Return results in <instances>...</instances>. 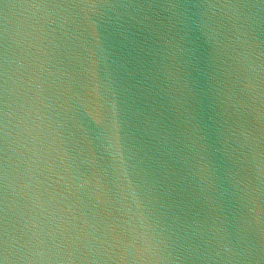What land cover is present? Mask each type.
I'll return each mask as SVG.
<instances>
[{
    "label": "water",
    "instance_id": "95a60500",
    "mask_svg": "<svg viewBox=\"0 0 264 264\" xmlns=\"http://www.w3.org/2000/svg\"><path fill=\"white\" fill-rule=\"evenodd\" d=\"M0 264H264V0H0Z\"/></svg>",
    "mask_w": 264,
    "mask_h": 264
}]
</instances>
